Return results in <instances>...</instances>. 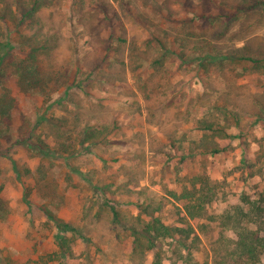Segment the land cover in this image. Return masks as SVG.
I'll use <instances>...</instances> for the list:
<instances>
[{"label":"rangeland","instance_id":"1","mask_svg":"<svg viewBox=\"0 0 264 264\" xmlns=\"http://www.w3.org/2000/svg\"><path fill=\"white\" fill-rule=\"evenodd\" d=\"M0 187V264H264V0H0Z\"/></svg>","mask_w":264,"mask_h":264},{"label":"trees","instance_id":"2","mask_svg":"<svg viewBox=\"0 0 264 264\" xmlns=\"http://www.w3.org/2000/svg\"><path fill=\"white\" fill-rule=\"evenodd\" d=\"M36 1L37 0H35V4H36ZM209 56H210L209 54L205 55L203 57V59H206ZM216 58H217L216 56L212 57V59H216ZM228 58H230V57H227L226 55H220V57L217 58V59H218L219 62H222L223 60H225V59L227 60ZM240 58H242V57H240ZM23 78H25V77L23 76ZM34 80H36V79H31L29 81L33 83ZM37 84H38V82H37ZM30 87H36V86H30ZM3 111L6 112L5 108H4ZM210 127H211L210 125H207V126H203L202 128L208 129ZM88 128H90V127H88ZM88 137H91V135H89ZM41 148H44V147H41ZM210 152L211 153H216V152H218V149H212ZM0 189H2V188L0 187ZM0 201H1V199H0ZM248 203H249V206L251 207V210H252V216H253L255 222L257 223V226L260 227V225L264 222V196H260V197H257L256 199H252V200L249 198ZM128 204H136V203L134 201H129ZM139 206H141V204H139ZM111 208L113 209L114 219L116 221H118L120 219V213L118 212V210L116 208H114V206H112ZM55 219L57 220V218H55ZM144 228L145 229H143L142 233L146 237L147 244H149L150 248L158 247L157 236H166V234H171V233L175 232V230L171 229V227L166 225L161 220V218L157 217L154 214L151 215V220L146 222V226ZM176 231H177V233H179L178 230H176ZM187 233L189 234L190 232L188 231ZM252 237L256 238L258 240L259 233L258 232L255 233V231H254L252 233ZM177 241H179L178 243L180 245H183V243H185V241L182 240V239H178ZM63 246L64 245L60 246L61 252H62L61 255L63 253H66V251L64 250L65 246L64 247ZM184 246L186 247V249L189 250L190 245H184Z\"/></svg>","mask_w":264,"mask_h":264}]
</instances>
